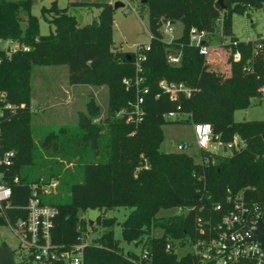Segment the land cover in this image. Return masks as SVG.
I'll return each instance as SVG.
<instances>
[{"label": "trees", "instance_id": "trees-1", "mask_svg": "<svg viewBox=\"0 0 264 264\" xmlns=\"http://www.w3.org/2000/svg\"><path fill=\"white\" fill-rule=\"evenodd\" d=\"M218 1L141 0L148 12L151 39L149 51H144L146 58L140 63L142 71L137 72L138 53L114 49L111 4L72 3L99 12L96 20L81 26L67 8H60L54 1L41 9L53 30L41 35L39 19L32 14V0H0V40H13L29 48L10 57L0 51V92L6 95L7 103L25 105L15 113L7 111L0 120V144L5 150L15 151L11 175L21 181L15 189L14 204H26L29 184L40 179L57 180V191L46 202L59 211L52 240L65 250L86 243L87 224L78 217L79 212L107 213L120 207L131 210L121 224L122 236L126 242L142 247L140 255L123 252L114 237L115 218L102 215L92 225L94 231H102L101 237L84 248L86 264H199L191 253L181 258L176 254L177 247L198 239L196 220L201 218L207 228L218 224L222 213L214 207L221 204L227 208L228 190L233 195L242 192L250 203L259 202L258 191L264 196V121L238 123L233 118L236 109L247 108L264 89V36L239 41L231 25L234 14H246L248 9L264 11V0ZM221 19L222 36L230 40L222 45L230 53L229 77L211 70V48L205 55L189 43L190 29L195 27L208 32L210 45ZM165 22L181 23V37L166 42ZM236 53L241 56L238 62L233 60ZM170 55H179V63L171 64ZM58 65H66L72 86L89 84L108 89L106 116L99 124L94 120L103 108L93 101L88 114L80 119L88 136L96 138L103 126L110 132L107 161L86 160L82 149L70 151L62 156L77 158L79 167L74 173L65 172L59 162H35L36 147L29 140L34 68ZM138 78L142 82L137 86ZM161 81L183 84L190 97L179 92L171 100L160 89ZM145 88L149 94L142 106L144 120L136 125L117 119L116 113L130 110L138 92ZM195 123H210L213 134L225 143L239 135L244 145L229 155L200 152V163L186 153L161 151L164 126ZM170 209L183 211L159 216ZM187 209L189 212H185ZM157 230L162 231L160 236ZM145 249L149 256L142 260Z\"/></svg>", "mask_w": 264, "mask_h": 264}, {"label": "rangeland", "instance_id": "rangeland-1", "mask_svg": "<svg viewBox=\"0 0 264 264\" xmlns=\"http://www.w3.org/2000/svg\"><path fill=\"white\" fill-rule=\"evenodd\" d=\"M18 2L20 0H9ZM51 1H57L60 8H68L70 15L75 16L81 26L92 23L97 16L95 8H86L79 5H71V0H32V14L39 19L41 35H48L53 27L46 22L41 15L43 7H49ZM75 1H96L111 3L114 6L121 2L123 8L114 9L113 23V44L114 49L120 52H136L138 47L146 46L150 43V33L148 30V12L143 8L141 0H75ZM221 21L217 22V30L210 40L212 49L208 57L211 70H215L229 77L230 64L228 63L229 51L222 47L229 44L230 40L222 36ZM232 31L239 41H254L258 36H264V11L248 9L246 14H234L231 20ZM171 35H164L166 42H171L175 38L181 37L184 26L175 23L172 26ZM108 99V89L105 86L77 85L72 86L68 82V72L66 65L35 67L32 78V100L30 103L33 114L32 125L28 132L35 149V162L42 165H50L52 162L62 163L65 172L74 173L79 167L77 158H64L62 155L70 151L82 149L86 160L94 162H106L108 156L109 139L111 137L108 129L103 126L96 138L88 136V129H82L80 119L88 114L91 101L103 108V113L98 118L106 116ZM172 118V117H170ZM236 122L264 121V89L259 90V96L251 99L247 108L236 109L233 112ZM96 120V119H95ZM101 121V120H100ZM99 121V122H100ZM97 122L96 124H99ZM164 142L161 145L162 152H177L180 144L190 143L192 147L183 153L193 157L196 163H200V151L195 145V135L193 124L191 125H166L163 127ZM241 143L243 139L239 135ZM46 145H44V143ZM218 154H231L219 150ZM129 208L120 207L113 211L104 213L100 210H88L79 212L78 217L87 224L84 235L86 243L90 244L101 237L102 231H94L90 222L97 223L100 216L115 218L113 227L114 237L125 254L133 253L140 255L141 246L128 243L122 236L121 224H123L130 213ZM177 210H164L159 216L165 217L177 214ZM161 230L156 231L160 236ZM3 240L11 250L18 247L17 239L12 234L5 233ZM190 250V246L177 247L178 258L184 256Z\"/></svg>", "mask_w": 264, "mask_h": 264}, {"label": "built area", "instance_id": "built-area-1", "mask_svg": "<svg viewBox=\"0 0 264 264\" xmlns=\"http://www.w3.org/2000/svg\"><path fill=\"white\" fill-rule=\"evenodd\" d=\"M172 26L170 22H165L163 33L171 35ZM208 40L207 31L195 27L190 29L189 43L198 47L205 55L210 49V45L207 44ZM149 49L148 45L138 47L136 51L138 53L137 72L142 71L140 63L146 58L144 51H149ZM21 50L28 51L29 48L13 40H0V51L4 52L7 57ZM240 59L239 53L234 54V61L238 62ZM168 61L171 64H178L180 56L170 55ZM141 82L142 79L138 78L136 85L138 86ZM123 83L129 86L128 80H124ZM159 87L169 95L171 100H175L179 92L190 97V91L183 84L161 81ZM148 94V88L140 90L136 102L130 105V110L123 109L117 112L115 117L124 118L126 123L140 124L145 117L142 106ZM5 96L0 92V120L7 111L15 113L25 107V105L7 103ZM102 119V117L97 118L94 123ZM193 131L195 145L200 152L217 153L223 150L227 153L229 150L231 152L239 150L244 145L237 137H234L232 142L225 143L219 136L213 134L210 123H195ZM191 147L190 143L180 144L177 152L183 153ZM15 159V151L5 150L0 144V249L5 246L10 250L16 264H86L84 248L87 243H81L65 250L52 240V231L59 211L46 200L56 193L59 186L57 180L40 179L39 182L29 184V197L26 204H14L15 189L21 185L20 178L11 175ZM226 206L227 208L218 204L214 207V210L222 213V216L219 223L211 228H207L201 218L196 220L199 237L188 245L190 250L187 253L193 254L199 264H264L263 247L259 242L251 240L258 228L259 220L261 219L264 223V199L250 203L245 200L242 192L233 195L228 190ZM182 211L179 209L178 213ZM185 212H189V209ZM5 233L12 234L17 239L16 250H11L3 240ZM170 249L171 245L168 244L167 250ZM148 256V251L145 249L142 260L147 259Z\"/></svg>", "mask_w": 264, "mask_h": 264}, {"label": "water", "instance_id": "water-1", "mask_svg": "<svg viewBox=\"0 0 264 264\" xmlns=\"http://www.w3.org/2000/svg\"><path fill=\"white\" fill-rule=\"evenodd\" d=\"M218 2L222 4L224 0H219ZM142 3H146V0H142ZM123 7L124 4L121 2H118L113 6L114 9L123 8ZM258 194H259V199L263 200L264 196L261 193V191H258ZM90 225L92 226L93 222H90ZM257 226L258 228L255 234L252 236L251 240L255 242H259L264 249V223L262 222L261 219L259 220ZM0 264H16L14 261L13 253L10 250H8L5 246H2V248L0 249Z\"/></svg>", "mask_w": 264, "mask_h": 264}, {"label": "crops", "instance_id": "crops-1", "mask_svg": "<svg viewBox=\"0 0 264 264\" xmlns=\"http://www.w3.org/2000/svg\"><path fill=\"white\" fill-rule=\"evenodd\" d=\"M52 2H54V1H51V3H52ZM56 2H57V1H56ZM75 2H79V3H80V2H85V3H106V2H96V1H94V2H93V1H75V0H71V1H69L70 4L75 3ZM108 4H111V3H108ZM111 5H112V4H111ZM67 9H68V8H67ZM96 11H97V16H98V13H99V12H98L97 9H96ZM97 16H96V19H97ZM96 19H95V20H96Z\"/></svg>", "mask_w": 264, "mask_h": 264}]
</instances>
